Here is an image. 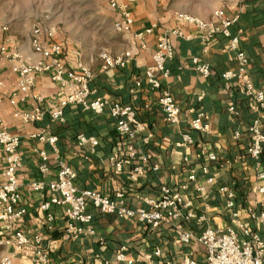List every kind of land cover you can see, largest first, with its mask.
Masks as SVG:
<instances>
[{
  "label": "crops",
  "instance_id": "obj_1",
  "mask_svg": "<svg viewBox=\"0 0 264 264\" xmlns=\"http://www.w3.org/2000/svg\"><path fill=\"white\" fill-rule=\"evenodd\" d=\"M219 9L229 17H238L232 33L239 35V49L249 58L251 80L260 86L264 77V0H243L239 6L223 0L209 15L203 16L166 11L158 7L155 0H135L131 5L134 21L131 31L118 33L126 44L116 51L103 52L115 57L131 54L126 68L105 69L102 54L87 57L79 50L63 46L68 71L83 65L92 72L90 99L105 98L110 102L132 106L138 121L146 125L152 135L149 143L144 142L145 136L133 142L139 156L132 163L123 164L120 171L116 165L128 159L126 149L129 142L118 133L116 122L108 113L98 115L80 106H70L65 109L64 122H54L51 112L58 108L63 90L52 80L53 73L46 71L39 74L35 87L23 92L18 88L19 76L11 70L12 63L0 54V118L9 132L20 139L24 159L23 169L18 174L21 192L18 209H24L27 213L13 226L17 231L43 238V247L49 250L48 264H115L117 253L122 248H126V257L128 261H133L132 264H181L188 256L198 262L206 257L202 245H180L170 222L155 230L136 221L124 220L116 214H101L94 209H90L95 214L91 226L93 234L83 235L75 241L66 240L67 208L52 207L54 219L48 222L47 212H43L40 206L51 194L48 191L36 192L31 187L36 182L55 181L59 160L76 172L75 186L78 191H99L111 199L123 193L126 206L135 210L147 208L145 200L155 198L164 186L180 190L183 184H188V177L195 171L196 182L189 183V189L184 192L186 198L192 201L195 214L194 219L186 225L187 230L199 235L208 226L223 230L232 225V213L226 207V194L223 192L227 187L235 195L240 220L264 239V226L248 215L249 209H258L260 204L261 196L257 188L264 187V180L259 179V175H264V156L258 164L247 152L251 143L249 126L255 119H260L264 131V116L248 99L242 97L240 82L227 84L224 81L226 72L238 70L228 40L217 35L210 50L205 52L203 37L207 31L177 18L179 13H184L207 24L217 23L213 14ZM111 10L116 22L118 13ZM153 25H157L153 34L143 41L137 39L136 34ZM176 29L185 38L172 39L175 56L166 64L169 77L162 80L181 109L179 125H172L164 120L158 104L160 92L148 86L145 75L152 64L160 36ZM47 35L44 33L42 40L57 43L56 39H48ZM27 40L19 42L1 37L0 48H6L7 54H17L23 63L42 62L43 57L32 48L31 37ZM194 58L210 66L212 75L209 79H204L191 68ZM45 62L49 63V60L45 59ZM137 82L141 83L140 87L136 86ZM34 96L42 98V119L26 123L15 117L16 113L34 111L37 105ZM199 97L202 99L199 100ZM199 113L206 117L209 125L207 133L191 129V123ZM34 135L56 137V151L48 142L33 138ZM79 135L97 140L98 145L79 144ZM183 135H190L194 142L180 146ZM199 151L215 153L218 159L211 162L206 157H199ZM41 154L48 158V171L44 175L40 173V167L45 163ZM146 157L150 158L145 163ZM6 163V155L0 148V185L5 183ZM137 166L142 168L144 175L133 180L131 174ZM204 167L209 174L203 172ZM214 175V183L207 185L206 181ZM200 187H204L205 191L200 193ZM10 237L11 234L0 223V239ZM0 249L11 257V264H36L15 255L14 243ZM156 251H160L159 256L154 255Z\"/></svg>",
  "mask_w": 264,
  "mask_h": 264
},
{
  "label": "built area",
  "instance_id": "obj_2",
  "mask_svg": "<svg viewBox=\"0 0 264 264\" xmlns=\"http://www.w3.org/2000/svg\"><path fill=\"white\" fill-rule=\"evenodd\" d=\"M118 13V20L115 22V30L118 33L126 34L131 31L134 21L131 11V5L135 0H104ZM239 6L243 0H229ZM213 17L217 23H204L200 19L191 17L184 13H179L177 18L189 25H196L201 30H206L204 35V51L210 50L217 35L223 36L229 42V50L235 54V61L238 65L237 71H228L224 74V81L228 84L231 81L240 82V94L243 98L248 99L252 106L261 112L264 116V77L261 85L257 86L251 80L249 75V58L246 53L239 49L240 37L233 35L232 27L237 23L238 17H229L222 9L216 10ZM157 25L136 34L137 39L143 41L146 36L153 34ZM3 31H7L4 28ZM42 29L37 28L31 34L32 48L36 54L43 57L42 62L37 64L23 63L15 53H8L6 48H0V54L5 56L11 63V70L19 76L18 88L26 92L31 91L37 82V76L43 72L51 71L52 80L61 85L63 97L58 108L51 112V119L54 122H64V112L70 106H80L85 111L95 112L98 115L108 113L116 122L118 133L129 142L126 149L127 160L117 163L116 168L120 171L123 164L132 163L139 155L133 142L137 141L140 136H145L144 142L149 143L152 135L149 134L147 126L139 122L135 109L128 105L124 106L118 103L110 102L105 98H96L91 100V89L89 84L93 79V74L83 65H79L76 70L68 71L64 61V47L61 43L49 42L42 40ZM185 38L180 30L167 31L160 36L157 50L152 60V64L146 69L145 80L149 87L160 92L158 104L163 111L164 120L172 125H179L181 109L174 99L171 91L164 87L162 80L169 77V70L166 68L168 61L175 56L173 38ZM52 39V35H47ZM189 39V37H187ZM49 60V63L45 62ZM131 59V54L113 56L102 54L104 68H126ZM191 68L200 74L204 79H209L212 75L210 66L202 62L199 58H194ZM137 87L141 86L140 82L136 83ZM37 103L32 113H16L15 117L21 118L24 122H37L43 117V111L40 107L42 98L34 96ZM202 97H199L201 100ZM234 110L233 107L230 108ZM191 129L194 132L207 133L209 125L203 113H199L191 123ZM249 135L251 143L247 149L249 156L260 163L264 156V131L262 122L255 119L249 126ZM41 142H48L56 151L57 138L43 135H34ZM180 146L191 145L194 140L190 135H183ZM77 140L79 144L98 145V141L88 139L79 135ZM0 148L4 151L7 159L4 176L5 183L0 185V223L4 226L6 232L11 234L10 238L0 239V248L3 246L15 245V255L24 260L33 261L36 264H48L49 250L43 247V238L39 235L27 234L17 231L13 223L26 215V210L18 209L20 203V181L19 173L23 169L24 159L21 154V141L7 129L3 120L0 118ZM199 157H206L213 162L218 159L215 153L205 151L198 152ZM45 163L40 167V173L44 175L48 171V158L41 154ZM150 157H146V163ZM157 170V167H154ZM203 172L209 174V170L204 167ZM58 177L55 181L44 183L36 182L31 185L36 192L48 191L51 196L44 202L40 208L47 212V221L52 222L54 215L51 213L52 207H66L65 222V239L75 241L83 235L93 234L91 229L95 214L90 211L94 209L104 215H114L129 222L136 221L152 229H160L165 223H171L174 226L175 236L180 245H202L205 248L204 261H197L188 256L183 259L181 264H264V239L257 232L247 228L240 220V214L236 210L234 201L235 195L229 188H224L226 194V207L232 213V225L223 230L206 227L199 235L193 234L187 230L186 225L194 219L193 204L187 199L186 192L189 183L197 180V173L194 171L188 177V184H183L180 190L164 186L161 192L155 197L145 200L147 208L132 209L126 206L123 193L117 194L116 198L111 199L104 196L99 191H78L75 186L77 179L76 172L68 166L63 160L58 163ZM144 172L140 166L133 168L131 178L136 180L143 176ZM216 175L210 177L206 183L212 185ZM260 180H264V175H259ZM198 191L204 192L205 188L200 187ZM261 196L258 209H249L250 219L258 221L264 226V187L257 188ZM200 219L204 220V217ZM160 255V251L154 253ZM115 264H132L126 257V248H122L117 253ZM11 257L5 255L0 249V264H11Z\"/></svg>",
  "mask_w": 264,
  "mask_h": 264
},
{
  "label": "rangeland",
  "instance_id": "obj_3",
  "mask_svg": "<svg viewBox=\"0 0 264 264\" xmlns=\"http://www.w3.org/2000/svg\"><path fill=\"white\" fill-rule=\"evenodd\" d=\"M166 11L209 15L223 0H155ZM104 0H0V38L28 41L37 28L57 43L87 57L118 50L125 40L115 30ZM105 54V53H104Z\"/></svg>",
  "mask_w": 264,
  "mask_h": 264
}]
</instances>
